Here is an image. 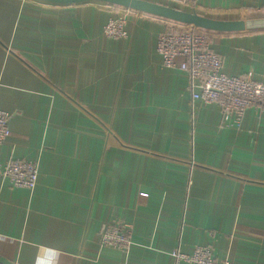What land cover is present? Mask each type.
I'll use <instances>...</instances> for the list:
<instances>
[{
  "label": "crops",
  "instance_id": "1",
  "mask_svg": "<svg viewBox=\"0 0 264 264\" xmlns=\"http://www.w3.org/2000/svg\"><path fill=\"white\" fill-rule=\"evenodd\" d=\"M145 1L264 19V0ZM116 10L0 0V109L10 113L0 165L39 163L32 191L0 177V261L46 264L55 249V264H176L172 251L207 245L215 259L264 264V116L249 108L229 125L216 104L193 101L186 73L156 53L165 18L133 9L128 36L108 37ZM209 40L224 73L264 81V28ZM117 221L129 226L127 251L100 246Z\"/></svg>",
  "mask_w": 264,
  "mask_h": 264
},
{
  "label": "built area",
  "instance_id": "2",
  "mask_svg": "<svg viewBox=\"0 0 264 264\" xmlns=\"http://www.w3.org/2000/svg\"><path fill=\"white\" fill-rule=\"evenodd\" d=\"M180 6H190V0H168ZM133 9L117 8L114 16L103 26V34L113 38H126V19ZM166 29L156 41V53L161 65L186 73L193 101L216 104L222 120L238 126L246 109L252 108L264 116V81L253 78L252 72L239 76L222 71V58L210 46V30L164 19ZM10 113L0 109V144L10 135ZM37 160L9 159L0 165V177L10 180L12 186L32 191L37 183ZM132 245L129 226L117 221L105 225L100 236V246L127 251ZM176 264H234L229 259H215L210 246L198 245L191 253L176 249L171 252ZM0 264H5L0 261Z\"/></svg>",
  "mask_w": 264,
  "mask_h": 264
},
{
  "label": "water",
  "instance_id": "3",
  "mask_svg": "<svg viewBox=\"0 0 264 264\" xmlns=\"http://www.w3.org/2000/svg\"><path fill=\"white\" fill-rule=\"evenodd\" d=\"M56 2H76L84 0H48ZM107 3L120 4L123 7L138 9L147 13L158 15L165 19L188 24L194 27L212 31H237L264 28L263 20L224 22L208 19L195 13L187 12L176 7H170L145 0H100Z\"/></svg>",
  "mask_w": 264,
  "mask_h": 264
},
{
  "label": "clouds",
  "instance_id": "4",
  "mask_svg": "<svg viewBox=\"0 0 264 264\" xmlns=\"http://www.w3.org/2000/svg\"><path fill=\"white\" fill-rule=\"evenodd\" d=\"M47 256H48V259L46 261V264H55V261H56L55 249H49ZM38 264H39V262H38Z\"/></svg>",
  "mask_w": 264,
  "mask_h": 264
},
{
  "label": "trees",
  "instance_id": "5",
  "mask_svg": "<svg viewBox=\"0 0 264 264\" xmlns=\"http://www.w3.org/2000/svg\"><path fill=\"white\" fill-rule=\"evenodd\" d=\"M109 5L113 6L114 8H120V7H123L122 5L120 4H116V3H108Z\"/></svg>",
  "mask_w": 264,
  "mask_h": 264
}]
</instances>
